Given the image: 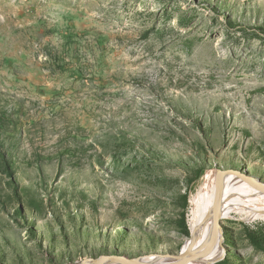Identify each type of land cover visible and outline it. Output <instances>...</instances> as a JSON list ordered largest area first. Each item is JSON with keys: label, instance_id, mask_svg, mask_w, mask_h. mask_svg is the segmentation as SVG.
I'll list each match as a JSON object with an SVG mask.
<instances>
[{"label": "rangeland", "instance_id": "rangeland-1", "mask_svg": "<svg viewBox=\"0 0 264 264\" xmlns=\"http://www.w3.org/2000/svg\"><path fill=\"white\" fill-rule=\"evenodd\" d=\"M227 168L264 183V0H0V264L177 254ZM232 215L213 264H264Z\"/></svg>", "mask_w": 264, "mask_h": 264}, {"label": "bare ground", "instance_id": "bare-ground-1", "mask_svg": "<svg viewBox=\"0 0 264 264\" xmlns=\"http://www.w3.org/2000/svg\"><path fill=\"white\" fill-rule=\"evenodd\" d=\"M223 175V170H216L213 174L206 175L191 199V212L188 219L190 237L185 239L182 250L177 253H149L133 258L131 264H178L181 252H188L181 261V264H213L224 255L222 246L223 235L219 236L212 244L207 245L215 229L210 214L206 208V196L210 191L211 183ZM246 181L253 184L264 197V183L258 178L248 177ZM246 203L254 204L255 207H248ZM210 209L221 221L225 217H233L235 211L242 214L245 221L253 219L264 220V207L256 200L245 181L234 173L214 187L209 195ZM240 204L243 207H240ZM250 204V205H251ZM67 264H130L122 262L114 256L97 258L93 261L90 258H83L76 262Z\"/></svg>", "mask_w": 264, "mask_h": 264}, {"label": "water", "instance_id": "water-1", "mask_svg": "<svg viewBox=\"0 0 264 264\" xmlns=\"http://www.w3.org/2000/svg\"><path fill=\"white\" fill-rule=\"evenodd\" d=\"M238 174L239 178L242 179L243 181L246 182V184L248 185L249 189L251 190V192L253 193L254 197L256 198V200L258 202H260V204L264 207V197L263 195L260 193V191L251 183L246 181V173L244 171H240V170H235L233 168H227L225 170H223V175L220 177H217L210 185V191L208 193V195L206 196V208L210 214V217L213 221V223L215 224V229L214 232L212 233L211 237L209 238V240L207 241V245L212 244L214 241H216L218 239L219 236L222 235V223L220 222L218 216H216V214H214L212 212V210L210 209V204H209V195L212 191V189L214 187H216L220 182H222L224 180V178L232 175V174ZM188 252H181L180 253V260L178 262V264H181L182 259L184 258V256L187 254ZM108 256H114L115 258H117L118 260L122 261V262H126V263H133V258H127L125 256H121V255H103L99 258L102 257H108ZM96 258H90L91 261L95 260Z\"/></svg>", "mask_w": 264, "mask_h": 264}, {"label": "trees", "instance_id": "trees-1", "mask_svg": "<svg viewBox=\"0 0 264 264\" xmlns=\"http://www.w3.org/2000/svg\"><path fill=\"white\" fill-rule=\"evenodd\" d=\"M183 232L186 235L190 234L189 229L187 228L185 223H184ZM247 236L256 247L264 251V231L249 230L247 231Z\"/></svg>", "mask_w": 264, "mask_h": 264}]
</instances>
